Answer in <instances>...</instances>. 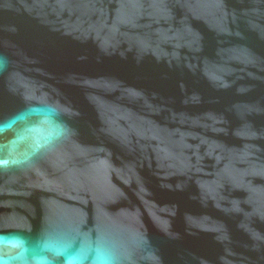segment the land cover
I'll list each match as a JSON object with an SVG mask.
<instances>
[{
  "label": "water",
  "instance_id": "obj_1",
  "mask_svg": "<svg viewBox=\"0 0 264 264\" xmlns=\"http://www.w3.org/2000/svg\"><path fill=\"white\" fill-rule=\"evenodd\" d=\"M0 264H264V0H0Z\"/></svg>",
  "mask_w": 264,
  "mask_h": 264
}]
</instances>
